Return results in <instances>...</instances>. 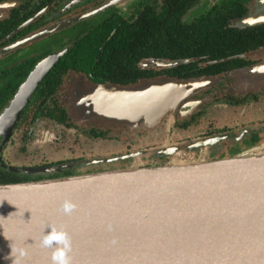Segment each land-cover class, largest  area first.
<instances>
[{
    "label": "water",
    "instance_id": "obj_1",
    "mask_svg": "<svg viewBox=\"0 0 264 264\" xmlns=\"http://www.w3.org/2000/svg\"><path fill=\"white\" fill-rule=\"evenodd\" d=\"M66 52L40 61L4 107L2 145ZM239 73L254 77L252 88L264 87V65ZM215 82L160 77L119 85L73 74L62 89V105L81 124L118 129L123 135L141 129L153 133L164 120L172 124L175 117L201 108L199 95ZM219 140L167 143L132 157L181 156ZM65 200L76 205L70 215L59 211ZM48 224L67 231L72 264H264V144L218 160L0 184V264H13L12 248L26 251L21 264H51V250L39 244Z\"/></svg>",
    "mask_w": 264,
    "mask_h": 264
},
{
    "label": "flooded vegetation",
    "instance_id": "obj_2",
    "mask_svg": "<svg viewBox=\"0 0 264 264\" xmlns=\"http://www.w3.org/2000/svg\"><path fill=\"white\" fill-rule=\"evenodd\" d=\"M162 4L163 0H0L2 94L8 95L13 87L17 91L44 58L67 50L41 81L61 65L50 77L58 83L38 91L40 83L4 145L0 137V168L10 173L0 177L35 182L169 163L171 155L132 157L143 147L118 129L75 123L61 100L73 74L96 83L135 82L137 70L146 79L211 78L215 84L199 95L203 106L173 120L172 141L221 137L186 153L190 161L230 158L264 144V87L252 88L249 81L254 77L239 73L264 65V0H200L182 18L187 27L183 24L179 32L155 27L161 29V38L170 40L169 48L160 43L159 48L138 52L131 45L121 48L125 44L119 39L137 37L134 24L141 11L157 14ZM83 39L85 48L78 49ZM226 39L232 40L220 48ZM164 121L167 126L169 120ZM13 169L57 171L29 174Z\"/></svg>",
    "mask_w": 264,
    "mask_h": 264
},
{
    "label": "trees",
    "instance_id": "obj_3",
    "mask_svg": "<svg viewBox=\"0 0 264 264\" xmlns=\"http://www.w3.org/2000/svg\"><path fill=\"white\" fill-rule=\"evenodd\" d=\"M200 0H163V4L161 6L162 10L157 11V14H153L151 11H141L140 15H138L137 22L134 24L137 26V37H133L131 39H119L120 43H124L125 46H121V48H128V45H131L132 48H137V52L141 50H153L154 48H159L157 46L158 43L163 45L165 48H169L171 44H169V39L165 37H160L161 29H156L155 27L164 28V30H170L171 32H179L180 27H187L185 26L186 22H182V18L187 14V12L196 4H198ZM201 24V23H199ZM170 28V29H169ZM204 31H207L204 29ZM134 32V31H133ZM139 34V35H138ZM213 38L218 41V39L215 38V36L212 34ZM84 40V39H83ZM80 41L78 43V49H84L85 47L82 45L86 43ZM232 40V39H229ZM229 40H223L222 43H220L219 47L222 48L224 46V43H228ZM88 41V40H87ZM227 47H224V50ZM137 60L139 58L137 57ZM64 59H62L61 62H63ZM61 66V65H60ZM57 66L56 69L51 72L47 78L41 83L38 91L40 89H44L47 87V89H51L54 84H57L58 82L51 81V76H54L57 72V68L60 67ZM143 75L137 70V81L140 79H146L141 78ZM135 81V82H137ZM135 82L131 81H124V82H116L115 84L119 85H129ZM96 83V82H94ZM16 87H13L12 90L8 93V95L2 94L0 92V109L2 105L6 106L8 101L11 100L13 94L15 93ZM37 91V92H38ZM0 174L7 177L10 173H6L3 171V169L0 168ZM14 182H10L8 180L3 179L0 177V184H12ZM20 183V182H15Z\"/></svg>",
    "mask_w": 264,
    "mask_h": 264
},
{
    "label": "clouds",
    "instance_id": "obj_4",
    "mask_svg": "<svg viewBox=\"0 0 264 264\" xmlns=\"http://www.w3.org/2000/svg\"><path fill=\"white\" fill-rule=\"evenodd\" d=\"M76 208V205L71 201L65 200L59 211L65 215H70ZM45 229L49 231L45 232ZM40 247L51 250V264H72L69 253L72 250V241L67 231L63 228H58L54 224L45 226L41 239ZM13 264H21V259L27 255L23 249L12 248Z\"/></svg>",
    "mask_w": 264,
    "mask_h": 264
},
{
    "label": "rangeland",
    "instance_id": "obj_5",
    "mask_svg": "<svg viewBox=\"0 0 264 264\" xmlns=\"http://www.w3.org/2000/svg\"><path fill=\"white\" fill-rule=\"evenodd\" d=\"M65 88V87H64ZM65 97V92H64V96H63V98ZM62 98V99H63ZM61 99V100H62ZM63 103V102H62ZM63 106V105H62ZM64 107V106H63ZM64 109H65V107H64ZM66 110V109H65ZM66 112H67V110H66ZM68 113V112H67ZM75 123H77L79 126H82V127H89V128H94V127H91V126H89V125H87V124H81V123H78L77 121H75L74 119H72ZM166 120H168V119H166ZM163 122H165V121H163ZM166 125L163 123V125L161 124V126H160V128L157 130V131H155V132H153V133H147V132H145L144 130H139V131H137V132H135L134 134H132V135H123V136H130V137H132V138H134V140H136L135 142H137V145L139 146V143H140V145L143 147L142 149L143 150H149V149H152V148H157V147H162V146H165L167 143L168 144H177V143H182V142H174V141H172V139H171V126H172V124H170L169 123V121H167V126L165 127ZM95 129H100V128H95ZM101 130H104V129H101ZM136 134H138L137 136H139L140 137V139H139V137H137V139L133 136V135H136ZM122 141L124 142V143H126V142H128V140L127 139H122ZM119 143H122L121 142V140L119 141ZM140 147V146H139ZM149 156H151V155H147V157H149ZM185 156H186V154H184V155H181V156H172L171 157V159L169 160V163L168 164H172V163H175V162H179V161H187V162H194V161H199L200 159H204V158H198V159H196V160H194V161H190L189 159H188V156H186L187 157V159L188 160H186V159H184L185 158ZM9 157V156H8ZM146 156L144 157V159H146L147 158ZM193 156H190V158H192ZM205 160V159H204ZM206 161H211V160H206ZM134 167H136V166H134ZM137 167H139V166H137ZM132 168V167H131ZM128 169V168H127Z\"/></svg>",
    "mask_w": 264,
    "mask_h": 264
}]
</instances>
